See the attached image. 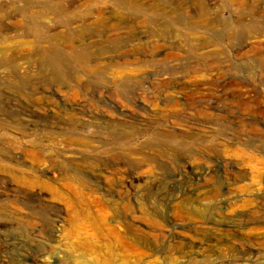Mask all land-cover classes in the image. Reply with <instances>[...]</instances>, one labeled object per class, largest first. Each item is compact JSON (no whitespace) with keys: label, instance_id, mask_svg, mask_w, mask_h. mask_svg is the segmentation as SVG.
I'll return each instance as SVG.
<instances>
[{"label":"rangeland","instance_id":"1","mask_svg":"<svg viewBox=\"0 0 264 264\" xmlns=\"http://www.w3.org/2000/svg\"><path fill=\"white\" fill-rule=\"evenodd\" d=\"M201 1L195 18L189 0H0L30 7L0 14V36L28 33L0 57V264H187L167 241L101 247L99 208L112 225L127 200L149 239V222L170 237L243 220L228 249L193 252L264 264V35L243 36L264 3L248 0L259 24L243 0Z\"/></svg>","mask_w":264,"mask_h":264},{"label":"bare ground","instance_id":"2","mask_svg":"<svg viewBox=\"0 0 264 264\" xmlns=\"http://www.w3.org/2000/svg\"><path fill=\"white\" fill-rule=\"evenodd\" d=\"M176 1L179 2L177 5L181 6V3H184L183 1H185V0H176ZM260 1H261V3H264V0H260ZM189 2H191L192 6H195L197 8V11L194 13V15L197 16L195 18H202L204 16V12H205L204 7L202 6V1L201 0H189ZM242 8H243L244 13H247V14L252 13L253 15H256L258 17V19L256 21L259 24H262L263 16L259 15L260 13L255 11L253 2H250L248 0H243ZM44 9H45V11H48V12L50 11V9L47 6ZM23 10L24 11L18 12V14L13 12V13H5L4 15L1 13L3 11H0V14H2L1 18L3 19L4 23L6 25H8L11 23V21H12V19H14V17H19L22 14L30 13V7L29 6H26L25 8H23ZM263 14H264V12H263ZM187 16H189V15H187ZM195 18H192V19H195ZM30 21H31L32 28H36L37 27L35 25L36 19L32 18ZM254 32H255V29H253V27L249 26L247 29L246 28L243 29V36H245L247 38H256L258 36L264 35V29H262L261 32H255V33ZM27 36H28V33L23 34L21 31L16 30V29L15 30L14 29L8 30V28L6 27V33L4 34V36H0V57L5 56L6 54H8L9 50H11V47L7 46L8 44L15 43V42L17 44V40L25 38ZM113 139H115V138H113ZM60 176H62V175L58 174V177H60ZM12 179L17 183H21V184L23 183L27 186L32 185L30 182H28L22 178H19L17 176H12ZM133 180L137 181V178H133ZM132 183H133L132 180L128 182V188L127 189L129 191L132 188ZM125 192L128 193V191H125ZM72 196L75 200L80 199L78 192H74L72 194ZM107 203H109V202H107ZM111 208H112L111 209V214H112L111 219H113V221L111 222L112 225L110 224V220H109L110 219L109 217H111V216L108 215L106 207L101 206L98 210L99 221H98L97 226L99 225L98 231H99V235H100L102 242H103L101 247H104L105 249H109L112 246L120 245L126 249L131 248L134 250V248L138 247V246L152 247L153 244L154 245L160 244V243L163 244L164 241H167V246H166L168 248L167 251H169V249L170 250L173 249L176 251L177 254L180 255V257L186 256L187 257V260H186L187 264H203L202 262L204 260H201V258H199V257H201L200 256L201 253L199 254V252H193V248L195 247L194 243H197L196 245H199V249L201 251H203L206 247H209V246H207V242L213 241L214 243L219 244L220 242L223 241V243L225 245V242H228V241L234 239L238 235H241V232L243 231V220L236 222L234 224H231L227 221H221V220L218 221L217 220V221H213L212 223H210L211 226H208L204 231H201L200 229H198L196 227H192L190 230H188V233H190L191 235H185L183 233H174V236L169 237L168 235H166V237H165V235H163V232L160 229L159 224H157L155 222H149L151 224V226L157 228V229H153L155 233L149 239L144 234V232L141 230L140 226H138V221L132 217L133 216L132 214L134 212L135 207L133 206V204L130 201L127 200L122 206H118V207L115 206V207H111ZM138 208H139L141 214H144V215L149 214L151 216L153 215V216H157L160 218L161 214L153 212L151 208L145 207L143 204L142 205L140 204V206H138ZM181 210L182 211H180L179 217L189 219L188 215L190 213L188 212V210L183 208V207L181 208ZM126 215H130V218L129 219L125 218ZM70 217H71V221H73V223H76L77 216L75 214L71 213ZM161 217H163V216H161ZM143 225H145V224L143 223ZM168 238L170 240H166ZM203 245L205 247H203ZM224 247H225V249H228V246L225 245ZM193 255H195V257ZM168 260L171 262L175 261L174 259H171V258H168ZM70 263L82 264L83 262H82V260L73 259V260H71ZM129 263L130 262L127 260H124L122 262V264H129ZM96 264H98V262ZM100 264H113V261L112 260L111 261H103L101 259Z\"/></svg>","mask_w":264,"mask_h":264}]
</instances>
